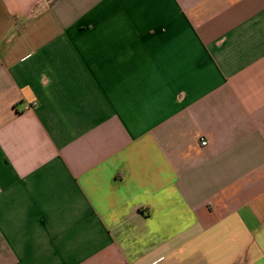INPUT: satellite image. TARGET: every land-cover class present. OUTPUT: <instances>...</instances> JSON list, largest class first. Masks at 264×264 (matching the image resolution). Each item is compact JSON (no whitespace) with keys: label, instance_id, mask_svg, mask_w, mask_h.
Returning a JSON list of instances; mask_svg holds the SVG:
<instances>
[{"label":"crops","instance_id":"crops-1","mask_svg":"<svg viewBox=\"0 0 264 264\" xmlns=\"http://www.w3.org/2000/svg\"><path fill=\"white\" fill-rule=\"evenodd\" d=\"M0 264H264V0H0Z\"/></svg>","mask_w":264,"mask_h":264},{"label":"built area","instance_id":"built-area-1","mask_svg":"<svg viewBox=\"0 0 264 264\" xmlns=\"http://www.w3.org/2000/svg\"><path fill=\"white\" fill-rule=\"evenodd\" d=\"M202 145H203V146H207V142H206V141H203V142H202Z\"/></svg>","mask_w":264,"mask_h":264}]
</instances>
